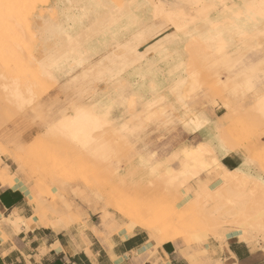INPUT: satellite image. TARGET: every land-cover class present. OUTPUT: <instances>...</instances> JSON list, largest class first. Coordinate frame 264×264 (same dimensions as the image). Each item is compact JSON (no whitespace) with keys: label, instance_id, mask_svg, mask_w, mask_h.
<instances>
[{"label":"rangeland","instance_id":"374dc122","mask_svg":"<svg viewBox=\"0 0 264 264\" xmlns=\"http://www.w3.org/2000/svg\"><path fill=\"white\" fill-rule=\"evenodd\" d=\"M155 6L174 21L154 17ZM0 12V129L88 61L97 45L134 36L146 23L173 27L178 37L176 51L154 50L129 76L62 111L67 119L76 108L104 118L88 122L81 138L63 134L55 127L61 116H53L25 145L0 142V170L17 174L20 167L24 176L16 178L53 221L99 234L128 232L126 222L133 225L125 211L146 202L160 219L175 207L178 222L155 234L181 238L185 257L205 256L207 243L239 229L236 220L247 232L244 242L264 248V0H0ZM161 73L172 95H161ZM174 92L187 111L200 104L226 111L214 124V144L196 159L184 153L192 145L173 143L178 119L167 98ZM232 146L250 178L244 186L212 163L217 148ZM105 214L114 217L107 227L100 226ZM114 222L118 229H109Z\"/></svg>","mask_w":264,"mask_h":264},{"label":"crops","instance_id":"0c3cea01","mask_svg":"<svg viewBox=\"0 0 264 264\" xmlns=\"http://www.w3.org/2000/svg\"><path fill=\"white\" fill-rule=\"evenodd\" d=\"M177 46L174 28L162 23H146L134 36L128 35L115 44L108 41L106 45H97L88 61L62 77L54 90L0 129V142L13 148L31 142L45 123L49 124L54 117L59 118L62 111L100 95L129 76L136 64L147 61L154 50L161 47V52L176 51ZM180 62L174 55L173 64ZM165 80L161 73V95H172L174 88L166 86ZM168 100L178 119L173 143L192 145L193 149H184L185 155L190 159L200 157L214 144L213 127L226 115L225 109L200 104L187 111L176 92ZM217 156L220 161L213 157L214 166L242 172V153L233 146L217 148ZM21 170L18 167L16 173L24 176ZM17 174L10 173L8 167L0 170V264H264V248L249 246L231 233L226 234L221 243L214 240L207 243L203 248L205 256L191 252L185 257L181 238H164L160 234L151 240L145 231L127 222L128 232L117 230L106 235L87 226L70 227L67 219L53 221V215L38 203L40 198L23 188ZM147 205V211L155 207ZM41 212L48 215L33 219ZM112 221L114 217L110 215L105 220L100 218V226L107 227ZM118 227L114 222L108 228ZM160 237L163 241H158Z\"/></svg>","mask_w":264,"mask_h":264},{"label":"bare ground","instance_id":"6f19581e","mask_svg":"<svg viewBox=\"0 0 264 264\" xmlns=\"http://www.w3.org/2000/svg\"><path fill=\"white\" fill-rule=\"evenodd\" d=\"M15 2H17V0H14ZM23 2V1H22ZM42 2H46V0H42ZM25 3V2H24ZM11 4V3H10ZM160 5V4H159ZM8 6V5H7ZM11 6V5H10ZM156 7V6H155ZM6 9V8H5ZM20 9V8H19ZM8 11V9H6ZM16 11V10H15ZM2 14V12H0ZM9 13V12H8ZM7 14V13H6ZM11 14V13H10ZM16 14V13H15ZM18 14V13H17ZM153 14V13H152ZM173 14V13H172ZM13 15V13H12ZM154 17H158V16H161V15H167L169 18H171L172 21H174V19L172 18V16H170V14L168 13L167 9H165L164 7H160V6H157L156 7V10L154 9ZM15 16V15H14ZM10 17V15H9ZM16 17V16H15ZM2 20V19H1ZM5 20V19H4ZM4 23V22H2ZM4 29V28H3ZM14 29V28H13ZM5 32V31H4ZM10 32V31H9ZM6 35V33H5ZM9 36V35H8ZM11 36H9L8 38H10ZM16 37V36H15ZM13 39V37H12ZM7 40V39H6ZM4 41V40H3ZM1 42H2V39H1ZM223 41H220V43L222 44ZM226 43V42H225ZM223 45V44H222ZM218 47L220 48V46L218 45ZM218 48V49H219ZM196 49V48H195ZM205 49V48H204ZM217 49V50H218ZM222 49V47H221ZM220 49V50H221ZM197 51V50H196ZM3 52V51H2ZM217 53V52H216ZM219 53V52H218ZM217 53V54H218ZM192 54V53H191ZM3 55V54H2ZM214 56V55H212ZM201 58V57H200ZM192 59V58H191ZM193 60V59H192ZM208 60V59H207ZM190 61V60H189ZM197 61V60H196ZM196 65V64H195ZM200 66V65H199ZM191 67V66H190ZM260 107L262 106H259L257 109H259ZM76 115L73 116L71 119H67L65 116L61 115V117L57 120L58 123L55 124V127H59V129H61V132H63V134H71L73 133V137L75 138H81L83 133H84V126L88 123V122H93V123H96L98 121H100V118L101 117H98V115L92 111L91 109H80V108H76ZM60 114V113H58ZM60 115H58L59 117ZM57 117V116H56ZM103 117V116H102ZM101 119H104V118H101ZM93 123H90L89 127H91V124ZM88 127V128H89ZM103 129V128H102ZM97 132V131H96ZM89 134V133H88ZM86 134V135H88ZM94 134V133H93ZM98 134V132H97ZM96 135V133H95ZM94 135V136H95ZM85 136V135H84ZM83 136V138H84ZM91 136V135H89ZM93 136V137H94ZM72 137V136H71ZM87 139H88V136H85ZM78 138V139H79ZM79 141V140H78ZM89 142V140H86ZM79 145H82L79 144ZM81 147V146H79ZM140 159H143V157H140ZM140 161V160H139ZM142 163V162H141ZM220 170H221V173L223 174L224 178H227L228 180H230L231 182H235L241 186H244L248 183L249 179L247 177V175L243 174L242 172H239V171H227V170H224L223 168H221L219 165H216ZM4 169V168H3ZM6 170V169H5ZM3 174H6V173H3ZM8 174V173H7ZM8 176V175H7ZM123 179V178H122ZM126 179V178H125ZM124 179V180H125ZM117 180V179H116ZM120 179L118 178V181ZM251 180L252 177H251ZM117 182V181H116ZM115 182V183H116ZM250 182V181H249ZM124 183V182H123ZM258 183V182H256ZM119 184V183H118ZM258 185H260L258 183ZM257 185V186H258ZM258 188V187H257ZM264 189V188H263ZM209 191H207L205 193V197L206 199H208L210 196H209ZM187 198L183 199L184 202H186ZM204 200V199H203ZM183 202V203H184ZM148 203H145V202H138L136 203L132 208L130 209H127V211H125V215H129L130 216V222L132 223V225L134 227H137V228H140L142 229L143 231H145L149 238L151 240H153L155 237H156V230H158L160 227H162L163 225H167V226H173L177 221V219L173 218L175 216L174 213H176V210H175V207L173 206H169L168 208L165 209L164 212H166L168 214V216H165L164 218L160 219L158 218V215L157 213L159 212V210L157 209V207L153 206V208L150 210V211H147V205ZM202 204V203H201ZM41 210V209H40ZM43 212H41L40 214L38 215H35L33 216V219H37V218H41L43 217ZM174 214V215H173ZM205 215V214H204ZM107 216L109 215H104L102 217L103 220H105L107 218ZM111 216V215H110ZM177 216V215H176ZM207 216V215H206ZM205 216V217H206ZM178 217V216H177ZM176 217V218H177ZM176 220V221H175ZM212 220V219H211ZM210 221V220H209ZM252 219L248 216H243L241 218V222H244V223H251ZM235 224L237 225V227L239 228L237 231L231 233V235L237 237L240 241H246L248 240V235H247V232L242 229L243 227H241V224L238 220L234 221ZM216 223V222H215ZM233 223H231L232 225ZM114 228V227H113ZM233 228V227H232ZM161 229V228H160ZM159 229V230H160Z\"/></svg>","mask_w":264,"mask_h":264}]
</instances>
